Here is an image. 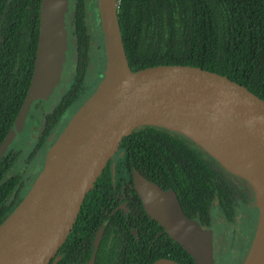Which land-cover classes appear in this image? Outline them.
Returning <instances> with one entry per match:
<instances>
[{
    "label": "water",
    "instance_id": "water-1",
    "mask_svg": "<svg viewBox=\"0 0 264 264\" xmlns=\"http://www.w3.org/2000/svg\"><path fill=\"white\" fill-rule=\"evenodd\" d=\"M70 0H42L35 69L24 106L0 144V158L22 131L33 99L60 80L68 48ZM106 67L95 90L69 118L29 190L0 224V264H57L86 195L124 137L143 125L176 132L212 156L255 193L259 221L240 264H264V98L200 66L160 64L132 70L119 21L120 0H97ZM218 145V149H213ZM134 183L147 213L196 264H216L213 230L189 217L175 191L138 170ZM104 227L96 239L94 264ZM152 264H182L163 257Z\"/></svg>",
    "mask_w": 264,
    "mask_h": 264
},
{
    "label": "trees",
    "instance_id": "trees-1",
    "mask_svg": "<svg viewBox=\"0 0 264 264\" xmlns=\"http://www.w3.org/2000/svg\"><path fill=\"white\" fill-rule=\"evenodd\" d=\"M41 1L0 0V144L24 106L33 78ZM91 2L77 0L72 8V25L65 23L74 33L76 70L69 82L71 87L54 109L58 114L82 97L90 49L102 31L97 0L94 5H89ZM118 16L132 70L160 64L200 66L226 75L264 98V0H120ZM120 149H126L125 164L131 171L136 167L162 184L166 181L160 178H167L171 185L164 187L175 189L186 214L201 226L210 224V208L215 201L226 209L232 203L219 185L215 165L224 168L176 132L139 126L122 139ZM10 165L9 158L0 160V224L26 192L18 187L21 175L10 174ZM161 172L165 174L159 176ZM108 186L111 179L105 169L86 195L76 223L59 250L66 255L57 264H85L90 260L93 239L107 216L90 218L100 208L104 211L102 198ZM228 215L231 217L230 212ZM110 229L118 232L107 225L95 264H152L163 257L196 264L192 255L168 234L152 242L156 233L151 227L144 226L145 238L141 241H136L129 230L123 241L118 242L117 236L110 239ZM80 237H84L81 243Z\"/></svg>",
    "mask_w": 264,
    "mask_h": 264
},
{
    "label": "flooded vegetation",
    "instance_id": "flooded-vegetation-1",
    "mask_svg": "<svg viewBox=\"0 0 264 264\" xmlns=\"http://www.w3.org/2000/svg\"><path fill=\"white\" fill-rule=\"evenodd\" d=\"M102 37H103V33L102 31H99L98 42L96 41L94 46L91 47L90 49L89 69L85 72L83 89L81 92L82 97H80L76 102L69 105L60 114L54 111V109L59 104L64 91H66L67 88L69 89L71 87L70 86L71 83L69 84V82L75 76V70H76L74 67V62L76 58V46H75V52H74L75 57L71 65L67 70H63L65 67L64 66L62 67L59 84L57 85L59 86L58 90L52 91L47 98H37L32 100L30 107L28 109L27 119L24 128L14 138L11 145L7 148V150L0 158V160L2 158L4 160L9 158L11 162L10 174L21 175V180L18 183V187L21 186V192L25 190L26 192L24 193L25 194L27 193L30 185L35 180L42 166L44 165V161L46 158V151L56 141V139L64 129L65 125L67 124L69 118L73 115L76 109H78V107L86 100V98L95 90L100 80L102 79L103 70L106 67L104 42L102 44L100 43V40L103 41ZM98 46H100L99 49L104 50V52H101L97 48ZM63 71L66 73V75H64ZM53 94L55 95L54 98H53ZM27 130L29 131L28 138H25V135L21 137L24 134V132ZM125 150L120 149L119 146V149L115 152V154L110 158V160L107 162L106 166L104 167V170L106 169L107 172V177L108 178L110 177L111 179V186L107 187V190L105 191L104 196L102 198L104 211L102 210V208H100V212L98 214L97 212L96 214L93 213L90 220L101 216L103 218L107 216V218H105L104 221L100 224L97 233L95 234V237L93 239L94 242L93 252L96 247V239L100 232V229L104 227L103 234L99 241V246L104 237L106 227L108 224H111V227L113 226L116 230H118V232L111 231V229L109 230L111 232L110 239H112L114 236H117L118 242L127 239L126 237L128 234V230L130 231L131 235L136 239V241H141L142 239L145 238L142 235L144 226L151 227L153 229V232L155 231L156 233L155 238H153L152 242L155 239L160 238L162 235L168 234L164 228H163L164 231L158 229L157 225L153 222L156 220L147 213L143 201L141 199V196L139 195L138 190L136 189L134 183V172L137 169L136 167H132V171H131L127 163L125 164V162H128L127 158L125 157L126 155ZM20 162H22L21 163L22 166H19ZM123 166H126L124 168L125 170L123 169L122 171L121 170L119 171L118 169ZM215 167L218 171L217 178L219 179V185H221L222 189H224L228 193L229 198L232 199V203L230 206H227L228 209L222 206L219 201H215L214 206L225 209L227 213L230 212L232 220H235L236 216H240V214H244V212H246L248 216L246 217V219L250 222L251 228L247 233H244L241 236V240L238 244L236 250L237 252L235 254V258L237 259V264H240V262L245 258L248 252L249 249L248 242L253 239L259 221V210L254 205L255 193L253 191V188L244 179L236 175L227 173L224 169H222L219 166L215 165ZM141 173L142 175H144L143 172ZM163 174H165V172L159 173V176ZM146 178L150 181H154L165 190L175 191V189H173L172 187L171 188L164 187L165 184L168 186L171 185V183H169V180L167 178H160L161 182L166 181L165 184L149 179L148 177ZM210 214H211V208H210ZM228 216L230 217V215ZM156 222L160 225L158 221ZM211 225H212V216H211L210 224L202 225V226L204 228H212ZM139 228H141L142 231ZM152 229L149 230L150 233L152 232ZM150 233H147L146 235L151 237L152 234ZM129 237L130 238H128L129 239L128 241H130L131 239V236ZM213 237H214L216 259L218 260V264H223L222 256L226 255V251L224 249L229 248V244L223 243L224 240H222V242L220 240L218 243L217 240H215L216 234L214 231H213ZM83 238L84 237H80V243L84 241ZM243 251H245V255L243 256V259H241L240 256ZM58 254L61 256L60 260L66 255L64 251L61 252V254L58 252ZM88 262H86L85 264H87Z\"/></svg>",
    "mask_w": 264,
    "mask_h": 264
},
{
    "label": "rangeland",
    "instance_id": "rangeland-1",
    "mask_svg": "<svg viewBox=\"0 0 264 264\" xmlns=\"http://www.w3.org/2000/svg\"><path fill=\"white\" fill-rule=\"evenodd\" d=\"M76 2H77V0H70V4H69V7H68L66 15H65V22L67 21L68 23H70L72 21V8L76 5ZM90 2L91 3L89 5H91V4L94 5L95 0H90ZM71 25H72V22H71ZM69 28H71V26L70 27L67 26L68 48L65 52V61L63 64V66L65 68L63 70H67L69 68V66L71 65V63L75 57L74 33L70 32ZM102 39H103V37H102ZM100 43L102 44L103 41L100 40ZM99 47L100 46H98L97 48L99 49ZM100 51L104 52V50H100ZM66 58H67V60H66ZM64 75H66L65 72H64ZM58 84H59V82L57 83V85ZM56 86L53 89V91L58 90L59 86H57V87ZM54 97H55V95L53 94V98ZM38 98H41V97H38ZM35 99H37V98H35ZM28 133H29L28 130L25 131L21 137H23L25 135V138H28ZM21 163L22 162H20L19 166H22ZM237 214H239V213H237ZM211 216H212V225H211L212 228H210V229H213V231L216 234L215 240H217L218 243L220 240H221V242H222V240H224L223 243L229 244V248L224 249L226 251V255L222 256L223 257L222 263L223 264H237V259L235 258V254L237 252L236 250H237L238 244L241 240V236L244 233H247L251 228L250 222L246 219V217H248L247 213L244 212V214H240V216H236L235 220H232V217L230 218L228 216V213L225 211V209L213 205L211 207ZM256 229H257V227H256ZM252 240H250L248 242L249 247H250V242ZM232 248H234V249H232ZM244 255H245V251H243L241 253L240 258L243 259ZM216 264H218L217 259H216Z\"/></svg>",
    "mask_w": 264,
    "mask_h": 264
},
{
    "label": "bare ground",
    "instance_id": "bare-ground-1",
    "mask_svg": "<svg viewBox=\"0 0 264 264\" xmlns=\"http://www.w3.org/2000/svg\"><path fill=\"white\" fill-rule=\"evenodd\" d=\"M213 149H218V151H219L220 153H221V151H222V150H221V147L218 146V145H216L215 148H213Z\"/></svg>",
    "mask_w": 264,
    "mask_h": 264
}]
</instances>
